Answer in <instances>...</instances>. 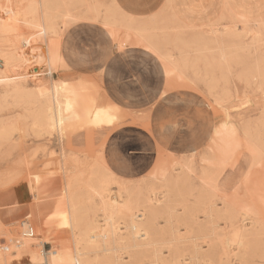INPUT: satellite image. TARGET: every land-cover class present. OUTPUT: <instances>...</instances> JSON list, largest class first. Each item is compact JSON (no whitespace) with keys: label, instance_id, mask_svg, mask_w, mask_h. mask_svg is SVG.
<instances>
[{"label":"rangeland","instance_id":"1","mask_svg":"<svg viewBox=\"0 0 264 264\" xmlns=\"http://www.w3.org/2000/svg\"><path fill=\"white\" fill-rule=\"evenodd\" d=\"M115 1H43L47 11L40 14L31 11L35 0H0V77L20 74L19 79L12 77V81L0 82V249L22 237L20 233L25 225L20 224L23 221L30 222L35 235L54 233L56 210L66 178L70 176L80 219L74 228L60 230L55 236L73 250L86 247L88 264H109V255L86 246L93 235L88 230L90 221L97 220L101 229H109L101 211L102 202H110V195L120 189L123 192V188L134 192L143 190L144 195L148 192L145 198L147 196L151 202L158 197L166 202L169 198L160 195V182L152 176L158 175L161 166L171 168L177 161H187L192 170L186 186L193 194L192 201L201 188V172L209 171L211 163L220 159L218 133L227 120L237 129L241 141L233 147L228 164L222 166L218 192L242 201L250 186L264 180V135L256 142L261 157L258 166L250 163L252 159L243 142L244 130L264 131V11L246 18L227 7L216 22L189 27L176 22L170 11L164 10L154 22L138 25L130 18L127 23ZM42 20L47 29L40 28ZM102 27L112 37L123 36L122 42L132 40L141 46L142 54L154 55L160 61L161 74L169 78L165 92H176L186 100L172 105L131 101L110 106L108 102H101L99 98L105 96L108 87L105 78L109 77L106 75L109 73V41L104 38ZM89 35H96L95 60L101 67L97 71L78 65L91 60L87 45L81 43ZM24 38L29 42L27 47ZM8 43L13 47H8ZM8 48L22 53L21 57L28 63L39 61L43 53L50 51L58 70L54 68L55 71L46 72V76L39 66L11 68ZM62 51L69 57L70 66L65 65ZM55 84L67 86L75 109L103 111L113 122L77 119L62 134L34 126L32 112L36 105L30 103L29 94L39 87L51 88ZM168 125L173 126L174 131L190 127L193 142L187 144L185 139L179 140L175 135L171 139L174 133H163ZM123 137L129 141L128 146L122 145ZM189 145L194 150H187ZM112 156L118 157L116 166L120 164L137 172L127 174L112 166L120 175L109 174L111 164L108 162ZM171 172L174 176L179 174V170ZM37 179L39 188L30 190L29 186ZM250 201L264 225V204L256 199ZM132 214L133 222H145L141 208L134 209ZM158 221L163 226V219ZM114 227L120 229L117 233L125 235L123 220H115ZM179 230L180 234L185 233L182 222ZM139 234L145 237L142 231ZM31 249L34 251L35 247ZM7 250L16 257L14 249ZM162 253L168 256L166 248ZM117 256L120 262H128L127 252L118 251ZM21 260L19 264H28L26 258ZM142 264H149L148 257L142 259ZM251 264H264L262 248L255 251Z\"/></svg>","mask_w":264,"mask_h":264},{"label":"bare ground","instance_id":"2","mask_svg":"<svg viewBox=\"0 0 264 264\" xmlns=\"http://www.w3.org/2000/svg\"><path fill=\"white\" fill-rule=\"evenodd\" d=\"M43 1L60 0H35L31 11L44 14L47 8L44 6ZM41 27L47 29L45 20L41 21ZM24 42V46L27 47L29 42L25 38ZM20 44L22 43L20 42ZM11 46L12 43H8V47L11 48ZM14 49L13 51L10 49L9 52L11 54V63H9L11 68L16 69L21 65H27V67L28 65L39 66L42 69L40 71L45 74L46 72L51 74L52 71H55L54 68L58 70L53 53L50 51L43 53L39 61L28 63L21 57L22 53L19 54ZM223 53L225 54V52ZM222 58L224 59V57ZM4 62L6 63V61ZM19 76L20 74H14L10 77H0V82L12 81V77L19 79ZM31 77L33 78V75ZM43 84L45 83L43 82ZM29 95L30 103L36 105L35 110L31 108L34 110L32 112L33 125L39 128L54 129L62 134L67 126L77 119H86L104 124L113 122V119L103 111L75 109L70 91L65 84H55L51 88L39 87L37 91ZM28 111L31 113L30 110ZM223 126V129L218 133L220 159L216 163H211L209 171L205 172L206 169L201 172L202 174L199 177L201 188L192 201L190 197L193 194L186 187L192 175L188 162L177 161L171 165V168H166L167 165H163L157 176H151L160 182L158 186L161 190L160 195L168 197V202L160 201L159 197L155 199V202H151L146 199L147 196L145 198L148 192L146 191L147 193L144 195L143 190L134 192V190L123 188V192L120 189L113 196L109 194L111 196L110 202L103 201L101 205V211L106 217L104 219L109 224V229H101L97 225V220L90 221L88 230L93 235L88 238L91 242L86 244L87 248H95L109 255V264H142V259L145 257H148L149 264H251L255 251L259 247L264 250V225L263 220L250 205V200L256 199L264 204V180L255 186H250L243 195L245 200L242 201L238 200L236 196L218 192V190L220 191L219 179L223 173L222 169L231 160L233 147L236 144L239 145L241 141L237 129L231 126L230 121L224 122ZM243 132L244 146L252 159L250 163L258 166L257 163L260 162L259 158L261 157H259L256 142L261 140L259 137L264 135V131L256 128L253 130L246 129ZM116 169L124 172L121 168ZM176 170H179V174L174 176L171 171L175 172ZM109 174L120 175V173L113 171L112 165H109ZM67 177L64 193L60 197L59 206L56 210L54 233L47 231L35 235L28 220L23 221L24 223L21 222V227L22 224L25 225H23L25 229L22 227L24 231L20 233L22 237L14 239L11 246L0 249V264H14L15 261L18 263L23 258L27 259L28 264H88L85 258L87 254L86 247L81 250L77 248L73 250L57 240L55 236L60 230L74 228L80 219L77 210V198L73 191L74 182H72L70 176ZM39 183L40 180L37 179L36 183L29 186L30 190L36 187L39 188ZM146 187L145 185L144 188ZM152 190L149 192H152ZM119 199H121V202ZM12 207L14 208V206ZM136 208H141V216L145 218L144 223H136L131 219L133 217L132 212ZM180 210L181 213L178 214ZM159 218L163 219V226L159 223ZM115 220H123L124 236L119 232L117 233L120 229L117 230V226L114 227ZM50 221H53V219H50ZM180 222L183 223L184 234H180ZM29 230H31V233ZM141 231L145 236L144 238L139 234ZM32 245L35 247L34 251L29 250ZM163 248L167 249V257L162 253ZM7 249H14L17 254L16 257L12 256ZM118 251L127 252L128 262H120L118 256L116 257ZM127 259L125 260L127 261Z\"/></svg>","mask_w":264,"mask_h":264},{"label":"crops","instance_id":"3","mask_svg":"<svg viewBox=\"0 0 264 264\" xmlns=\"http://www.w3.org/2000/svg\"><path fill=\"white\" fill-rule=\"evenodd\" d=\"M115 4L125 16L127 23L130 18L138 25L142 22H154L155 18L164 10L170 11L167 12L176 22L189 27H201L216 22L226 13L227 7L234 11V14L246 18L264 11V0H116ZM166 4L168 8L163 9ZM101 31L104 38L109 41V73L106 72L109 77L105 78L108 87L105 96L99 98L101 102H108L110 106H113L111 103L124 105L131 101H159L171 104L186 100L176 92H165L166 81L169 78L161 74L160 61L154 55L142 54L141 46L132 40L122 42L123 36L118 39L112 37L103 27ZM122 34H124L123 31ZM81 43L87 45L85 48L88 50L87 55L91 60L89 63L83 61L84 63L78 65H83L80 67L83 69L99 70L101 67L95 60L97 59L96 35L87 36L81 40ZM61 55L65 60V65L70 66L71 61L67 54L62 51ZM165 132L174 133L171 139L175 135L179 140L185 139L187 144L193 142L192 129L188 126L185 129L174 131V127L168 125L163 128V133ZM122 143L123 146H128L126 143L129 141L123 137ZM187 147V150L193 149L190 145ZM116 157H110L107 162L115 168H121L127 174L137 172L129 170L131 169L129 167H120L122 166L120 164L116 166Z\"/></svg>","mask_w":264,"mask_h":264},{"label":"built area","instance_id":"4","mask_svg":"<svg viewBox=\"0 0 264 264\" xmlns=\"http://www.w3.org/2000/svg\"><path fill=\"white\" fill-rule=\"evenodd\" d=\"M30 231V233H31V230H29Z\"/></svg>","mask_w":264,"mask_h":264}]
</instances>
